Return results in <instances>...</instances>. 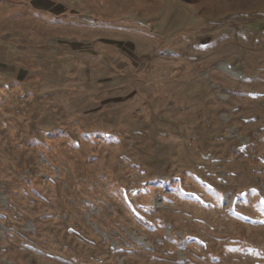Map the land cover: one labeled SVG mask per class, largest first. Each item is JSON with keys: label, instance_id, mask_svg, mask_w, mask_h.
<instances>
[{"label": "rangeland", "instance_id": "rangeland-1", "mask_svg": "<svg viewBox=\"0 0 264 264\" xmlns=\"http://www.w3.org/2000/svg\"><path fill=\"white\" fill-rule=\"evenodd\" d=\"M0 264H264V0H0Z\"/></svg>", "mask_w": 264, "mask_h": 264}]
</instances>
